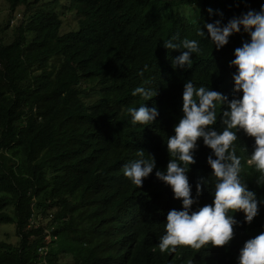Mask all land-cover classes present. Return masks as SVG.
Returning a JSON list of instances; mask_svg holds the SVG:
<instances>
[{
	"label": "trees",
	"instance_id": "obj_1",
	"mask_svg": "<svg viewBox=\"0 0 264 264\" xmlns=\"http://www.w3.org/2000/svg\"><path fill=\"white\" fill-rule=\"evenodd\" d=\"M43 1L0 0V9L9 8L6 29L17 10L24 14L12 42L0 34V224H15L19 236L17 245L0 241V264H61V254L68 264H238L244 242L264 231V206L251 224L234 214L240 224L225 246L161 253L166 214L182 205L155 169L138 188L123 165L143 150L166 170V136L183 115L187 80L233 98L230 61L250 37L241 31L215 50L196 29L219 13L227 22L249 8L259 11L264 0H69L64 6L74 23L67 26L49 8L62 0ZM172 36L201 41L191 69L173 67L180 50L163 46ZM145 63L149 70L141 76ZM145 81L157 89L146 104L159 115L144 128L132 125L127 108L145 103L131 94ZM238 139L242 180L264 197L259 172L246 163L254 138L241 131ZM197 144L187 173L193 197L197 182L202 188L193 210L213 199L211 183H203L212 150L202 138ZM52 207L60 210L48 242L46 229L35 224Z\"/></svg>",
	"mask_w": 264,
	"mask_h": 264
},
{
	"label": "clouds",
	"instance_id": "obj_2",
	"mask_svg": "<svg viewBox=\"0 0 264 264\" xmlns=\"http://www.w3.org/2000/svg\"><path fill=\"white\" fill-rule=\"evenodd\" d=\"M211 15L213 10H207ZM203 22V29H196L197 37H207L215 50L229 43V38L241 31L249 40L234 49V59L230 67L234 96L231 100L221 92L203 84L197 86L193 79L184 83L182 93V117L174 125V135L166 136L169 161L166 170L157 168L155 157L145 151L137 150L136 159L123 165V174L138 188L155 169V176L170 186L174 199L180 201L182 208L170 209L163 223L164 233L156 246L161 253H174L178 246H186L197 252L210 247L225 246L234 238V227L240 222L235 213H243V221L251 224L264 206V197L248 188L242 180L241 156L237 155L238 133L254 138L251 153L246 159L248 165L259 172L257 185L264 182V4L259 11L249 8L238 16L223 21ZM168 50H180L172 59L174 68H189L193 65V54L203 52L201 41L194 38L178 39L172 36L163 41ZM149 70L144 64L141 76ZM242 93V94H241ZM133 96H139L145 103L138 107H128L132 125L148 127L159 115L156 106L148 107L146 102L157 95V89L148 82L132 89ZM219 114L220 130L217 131ZM210 148L207 164L212 169L208 183L212 185V203L193 210L202 191L201 182L195 185L196 196L192 195V185L187 173L195 163L194 154L198 140ZM245 150L247 148L245 147ZM248 151V150H247ZM187 264H193L189 259ZM238 264H264V231L247 239L239 249Z\"/></svg>",
	"mask_w": 264,
	"mask_h": 264
},
{
	"label": "rangeland",
	"instance_id": "obj_3",
	"mask_svg": "<svg viewBox=\"0 0 264 264\" xmlns=\"http://www.w3.org/2000/svg\"><path fill=\"white\" fill-rule=\"evenodd\" d=\"M53 0H44L42 6H45L47 2H51ZM69 3V0H62L60 4H50V12H55L60 15L61 18L64 19V23L67 25H70V23H74V14L70 11V9H65V4ZM16 16L12 18L10 25L7 27V20L9 18V8L7 5H3L0 9V34L5 37V43L12 42L14 39V34L20 26L21 19L24 17V14L21 10H17V12L14 13ZM58 207H52L48 208L47 211L40 215L37 219V222L35 226L43 227L47 231V239L48 242L52 239V234L50 229V225L53 220V216L59 212ZM0 241H6L8 243H11L13 245L19 244V236L17 234V227L15 224H0ZM50 245H52L50 243ZM48 249V248H43ZM42 255H46V252H42ZM59 263L61 264H68L70 263V257L67 255L61 254L59 255Z\"/></svg>",
	"mask_w": 264,
	"mask_h": 264
}]
</instances>
